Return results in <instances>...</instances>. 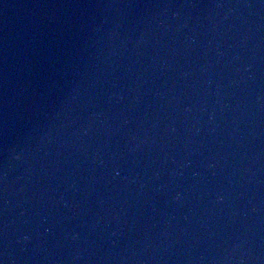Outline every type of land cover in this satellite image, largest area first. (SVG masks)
I'll use <instances>...</instances> for the list:
<instances>
[{
  "label": "water",
  "instance_id": "95a60500",
  "mask_svg": "<svg viewBox=\"0 0 264 264\" xmlns=\"http://www.w3.org/2000/svg\"><path fill=\"white\" fill-rule=\"evenodd\" d=\"M0 264H264V0H0Z\"/></svg>",
  "mask_w": 264,
  "mask_h": 264
}]
</instances>
